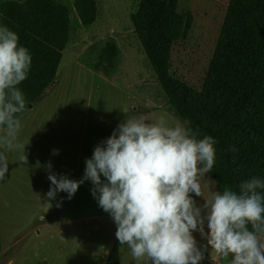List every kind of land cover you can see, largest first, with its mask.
<instances>
[{
    "label": "rangeland",
    "instance_id": "rangeland-1",
    "mask_svg": "<svg viewBox=\"0 0 264 264\" xmlns=\"http://www.w3.org/2000/svg\"><path fill=\"white\" fill-rule=\"evenodd\" d=\"M231 1L179 0L178 12L191 13L193 22L188 36L172 47V72L196 95L204 90ZM139 3L0 0V19L6 18L13 30H25L23 42L34 52V66L43 59L41 49L51 45L49 33L59 23L56 19L65 22L67 30L56 82L19 115L20 142H29L27 165L20 162L19 150L5 152L9 171L0 181V264H105L114 243L119 245L121 264H147L134 260L130 249L120 245L116 225L93 197L90 180L71 199L65 192L47 197L50 173L81 180L94 148L128 117L154 122L166 114L170 124L187 127L169 105L143 39L135 31L132 15ZM37 43L40 50L33 47ZM33 93L29 90L26 97ZM203 190L204 197L192 194L198 206L219 192L208 173ZM193 235L204 252L200 264H228L207 247L199 232Z\"/></svg>",
    "mask_w": 264,
    "mask_h": 264
},
{
    "label": "clouds",
    "instance_id": "clouds-1",
    "mask_svg": "<svg viewBox=\"0 0 264 264\" xmlns=\"http://www.w3.org/2000/svg\"><path fill=\"white\" fill-rule=\"evenodd\" d=\"M31 63L18 34L0 25V181L9 171L5 152L19 150L20 162L28 163L29 142H20L18 116L27 105L18 85ZM198 136L184 124H170L166 114L154 122L128 117L94 148L81 180L50 173L47 197L65 192L71 199L90 180L93 197L116 225V239L137 261L200 264L204 252L193 235L199 232L228 264H264V194L258 191L264 190V180L244 181L239 192L225 186L198 206L192 194L204 197V180L216 158L215 139Z\"/></svg>",
    "mask_w": 264,
    "mask_h": 264
},
{
    "label": "trees",
    "instance_id": "trees-1",
    "mask_svg": "<svg viewBox=\"0 0 264 264\" xmlns=\"http://www.w3.org/2000/svg\"><path fill=\"white\" fill-rule=\"evenodd\" d=\"M178 5L179 0H140L132 22L143 39L169 105L187 127L199 132L198 139H215V164L208 174L217 189L222 192L228 186L239 192L244 181L253 177L264 180V0L231 1L204 90L199 95L172 72V47L181 37L188 36L193 22V15L179 13ZM56 20L59 23L49 33L51 45L41 49L43 59L38 66L31 64L27 78L18 85L27 106L56 82L61 49L67 40L66 23ZM9 24L6 18L0 19V25L13 30ZM13 31L19 36V44L31 54L33 51L23 42L25 30L15 27ZM39 44L33 47L40 50ZM29 90L34 93L28 98ZM258 191L264 194V190ZM105 264H121L117 243Z\"/></svg>",
    "mask_w": 264,
    "mask_h": 264
},
{
    "label": "water",
    "instance_id": "water-1",
    "mask_svg": "<svg viewBox=\"0 0 264 264\" xmlns=\"http://www.w3.org/2000/svg\"><path fill=\"white\" fill-rule=\"evenodd\" d=\"M28 107H32V104H28Z\"/></svg>",
    "mask_w": 264,
    "mask_h": 264
}]
</instances>
